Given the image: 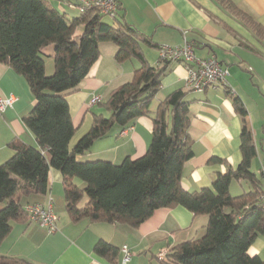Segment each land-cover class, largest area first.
Instances as JSON below:
<instances>
[{"label":"trees","instance_id":"1","mask_svg":"<svg viewBox=\"0 0 264 264\" xmlns=\"http://www.w3.org/2000/svg\"><path fill=\"white\" fill-rule=\"evenodd\" d=\"M56 1L63 4L70 0H0V63L24 77L35 99L22 121L37 143L33 146L11 141L13 154L0 163V203L6 202L0 208V243L10 232L12 221L27 217L16 193L46 194L52 167L62 174L65 209L73 221L87 218L137 226L157 208L181 205L193 214L208 215V221L200 237L175 245L165 263L264 264L263 258L248 252L256 237L264 233V169L259 174L251 169V161L257 155L251 130L245 126L241 130V160L237 167L217 173L210 186L194 191L183 189L182 168L193 155L187 133L189 102L182 89H175L151 112L150 103L161 87L166 68L164 64L150 65L142 45H156L119 19L117 12L109 17L98 7H90L70 16L66 8L61 10L53 3ZM215 2L248 21L230 0ZM106 17L112 20L107 21ZM80 25L83 31L75 36ZM252 26L258 35H264V28L255 22ZM106 41L117 45L116 61L136 58L140 66L131 81L113 89L100 103L104 112L94 114L90 129L70 150L74 126L63 92L84 79L99 55L98 44ZM49 44L55 46L54 71L46 75L40 50ZM232 103L235 111L245 117L242 100L233 96ZM139 116L152 119V137L142 156L127 157L119 164L76 160V154L88 150L114 125L124 128ZM223 161L215 156L209 159L210 163ZM74 178L84 182V186L76 185ZM232 180L246 181L250 189L232 195ZM94 251L116 258L118 248L99 240ZM0 264L35 263L0 254Z\"/></svg>","mask_w":264,"mask_h":264},{"label":"crops","instance_id":"2","mask_svg":"<svg viewBox=\"0 0 264 264\" xmlns=\"http://www.w3.org/2000/svg\"><path fill=\"white\" fill-rule=\"evenodd\" d=\"M230 1L248 17V21L235 16L215 0H117V17L148 36L156 45H142L146 61L152 66L164 64L166 68L161 87L150 103L151 112L175 89H182L184 99L189 102L187 133L193 155L184 163L181 177V186L187 191L210 186L217 173L225 172L227 167H237L241 160L240 133L244 126L251 130L257 149L251 169L257 174L264 169V35H258L252 26L255 22L264 28V0ZM53 3L59 7L58 1ZM82 31L80 25L74 35L79 36ZM183 34L192 43L197 57L215 55L218 62L227 67L228 82L234 94L224 88L189 90L182 63H157L158 47L181 44ZM117 49L112 42H100L99 55L88 74L73 89L63 92L74 126L68 144L70 150L88 132L94 114L104 112L100 103L113 89L131 81L134 70L140 66L136 58L116 61ZM54 50V44L40 50L46 75L54 71ZM94 95L99 96L101 102L90 105ZM8 96H12L14 102L0 112V163L12 156L9 143L13 140L37 146L33 133L22 121L34 106L35 99L24 77L0 63V97ZM233 96L242 100L247 112L245 117L235 111ZM151 137L152 119L139 116L124 128L114 125L104 137L95 139L88 150L76 154L75 158L80 162L103 160L119 164L127 157L142 156ZM212 156L224 161L210 163ZM73 181L79 187L84 186L78 178ZM246 185L249 190L250 184L246 182ZM230 187L231 183L229 191ZM15 197L22 208L28 203L47 205L51 201L57 216V230L53 233H48L45 227L28 217L12 221L10 232L0 243V254L21 257L35 264H121L120 248L123 245L130 252L126 264H167L160 261L157 254L164 248L171 251L179 243L200 237L208 221V215L193 214L181 205L157 208L137 226L87 218L73 221L65 209L62 174L52 167L48 171L46 194L25 195L19 191ZM5 203H0V208ZM99 240L118 248L116 258L95 253L94 246ZM248 252L264 259V233L256 237Z\"/></svg>","mask_w":264,"mask_h":264},{"label":"built area","instance_id":"3","mask_svg":"<svg viewBox=\"0 0 264 264\" xmlns=\"http://www.w3.org/2000/svg\"><path fill=\"white\" fill-rule=\"evenodd\" d=\"M65 7L84 12L87 8L98 7L102 14L113 17L117 12V0H70L59 4V9ZM165 61L180 62L186 69L185 85L192 91H203L205 89L224 88L234 94V90L228 82L229 71L227 67L222 66L215 55L205 58L197 57L194 53L193 45L183 34L182 43L179 45H161L158 48V64ZM12 96L0 97V112L13 105ZM101 102L99 96H92L89 104ZM264 201V193L261 196ZM23 211L28 219L36 222L46 228L48 233L57 230V216L53 212L51 201L47 205L40 203H28L23 206ZM122 252L121 264H126L130 260V252L126 245L120 248ZM170 251L167 248L162 249L157 258L160 261H166Z\"/></svg>","mask_w":264,"mask_h":264},{"label":"rangeland","instance_id":"4","mask_svg":"<svg viewBox=\"0 0 264 264\" xmlns=\"http://www.w3.org/2000/svg\"><path fill=\"white\" fill-rule=\"evenodd\" d=\"M65 8H66V10L70 16H76L79 14V12L76 10H71L67 7H65ZM106 19H108V17H106ZM244 190H247V185H246L245 181L238 183L236 180H233L231 182L230 191H231L232 195H238Z\"/></svg>","mask_w":264,"mask_h":264}]
</instances>
